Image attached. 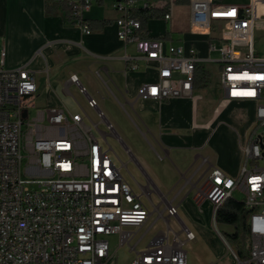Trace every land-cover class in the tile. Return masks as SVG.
Returning a JSON list of instances; mask_svg holds the SVG:
<instances>
[{
    "label": "built area",
    "instance_id": "obj_1",
    "mask_svg": "<svg viewBox=\"0 0 264 264\" xmlns=\"http://www.w3.org/2000/svg\"><path fill=\"white\" fill-rule=\"evenodd\" d=\"M96 1L72 0V22L87 35L93 29L86 13ZM178 1H115L118 37L125 46L122 59L130 72L140 68L141 60L155 63L158 80L145 86L150 99L195 98L197 70L215 64L224 101L255 106V125L248 143L241 145L239 176L212 167L210 184L197 197L212 203L216 219L234 192L242 193L251 244L246 259L236 255V264H264V55L257 49V38L260 42L264 33V0ZM182 6L187 8L188 30L180 41L147 36L143 20L134 16L140 9L161 10L172 23ZM188 33L206 37L209 57H201L194 45L187 50ZM128 46L136 49V56ZM6 57L1 50L0 264H108L114 254L112 236H118L119 247L135 254L130 264H188L185 245L195 235L187 228H170L137 252L139 241L133 242L151 211L113 158L108 143L112 125L107 132L97 126L102 141L83 114L39 107L36 75L27 67L6 69ZM70 82L87 95L75 74ZM88 104L98 108L92 98ZM99 117L104 120L102 112ZM39 138H48V145H39ZM166 215L177 218L178 207H168Z\"/></svg>",
    "mask_w": 264,
    "mask_h": 264
},
{
    "label": "crops",
    "instance_id": "obj_2",
    "mask_svg": "<svg viewBox=\"0 0 264 264\" xmlns=\"http://www.w3.org/2000/svg\"><path fill=\"white\" fill-rule=\"evenodd\" d=\"M115 1L94 3L86 13L87 20L107 24L87 35L73 24L67 12L49 13L46 0H0V51L4 49L7 53L5 67L8 70L27 67L36 75L39 107H66L72 113L83 114L86 124L95 129L101 124L106 127L111 124L115 134L112 136L124 146L122 137L129 141L134 136L139 138L140 143L134 144L138 159L131 152V159L140 171L138 179L133 177L137 187L132 188L151 211V217L133 242L139 241L137 252L144 251L154 237L170 228L175 232L187 228L195 235V241L185 245L188 264H236L237 247L224 237L234 234L235 228L221 224L228 228L222 232L214 217V206L208 200H199L197 193L201 187L209 186L212 167L233 178L239 176L244 164L241 145L248 143L255 125V106L245 102L227 103L224 98L214 101L202 93L207 88L196 89L195 98L163 102L148 98L145 86L158 80L157 67L141 60L137 71H127L122 59L125 46L118 37L119 13L113 7ZM176 19L172 23L163 17L143 20L147 36L166 35L180 41L185 31L174 26ZM154 23L163 27L155 31L151 27ZM194 36L204 37L186 34L187 50L194 45L188 41ZM127 51L137 55L133 46H128ZM72 74L86 88L87 95L70 82ZM73 87L78 89L83 102L71 93ZM89 98L98 103V108L93 109L98 115L97 123L91 117ZM201 101H206L208 106L203 114ZM231 104L252 107L253 119L220 127V115ZM217 108L220 113L216 112ZM170 206L178 207L177 218L167 217ZM131 254L132 261L135 254Z\"/></svg>",
    "mask_w": 264,
    "mask_h": 264
},
{
    "label": "rangeland",
    "instance_id": "obj_3",
    "mask_svg": "<svg viewBox=\"0 0 264 264\" xmlns=\"http://www.w3.org/2000/svg\"><path fill=\"white\" fill-rule=\"evenodd\" d=\"M187 8L185 6L182 7H178L177 8V19L176 22L174 23V26L179 29V30H183V31H187L188 30V22H187ZM152 29H154L155 31L161 29L163 27L162 24H158V23H154L151 25ZM263 35V39L260 40L257 38V49L262 51V54L264 55V33ZM189 42L191 41V43L194 44L195 48L200 52L201 57L206 58L209 57V53L207 52V39L206 37H199V36H194L191 39L188 40ZM207 70L209 71L211 78H210V84L208 86V88L206 89V92H202L204 94H207L209 97H212L214 101H220L221 99H223L222 96V89L219 83V77H218V71L219 68L217 65L215 64H209L207 65ZM151 77V74H148ZM71 93L73 95L76 96V98L83 102L84 99L82 98V96L80 95L78 89L76 87L71 88ZM203 94V95H204ZM197 95V94H196ZM198 96V95H197ZM73 104L76 105V102L73 98H71ZM206 101H201L200 102V109L202 111H200L201 114H203V110H208V106L205 103ZM38 103H40L38 101ZM74 105V106H75ZM253 109L252 107H247L246 105H238V104H231L228 108L225 109V111L220 115V120L219 123L221 124L220 127H223L225 125L227 126H232L235 125L236 121H244L247 118L252 120L253 119ZM34 111H32L31 113L33 114ZM217 113H220L219 108L216 109ZM92 120L93 122L97 123L98 122V115L97 112H94L92 109ZM219 119V118H218ZM92 121H89L88 123L90 125H93ZM100 130L102 132H107V127L105 124H101L100 125ZM96 134L100 137V139L102 141H104L102 135L99 133V131L95 130ZM136 133H138V135H140V133L138 131H135ZM115 135V134H114ZM216 135V134H215ZM215 137V136H213ZM212 137V144L214 143V139ZM125 142V146L122 144V142L114 136H110L108 137V143L109 145L113 148L114 152L113 153V158L115 159V161L122 167V173L123 176L125 177V179L131 184V186L133 188H136V182L133 179L136 178L138 179V171H139V167L138 165L135 163L134 160L131 159V152L134 155V157H136V159H138V151L136 149V145L135 142H139L140 140L137 136H134L132 141H129V139L123 138ZM106 144V143H105ZM107 146V144H106ZM129 148V150L126 149ZM140 172V171H139ZM233 198L237 201L242 202L244 199V195L238 191L234 192L233 194ZM219 228L222 232L224 231H228V228H225L224 226H222L221 224L219 225ZM110 242H111V247H112V252L114 253L109 261L108 264H129L131 261V257L132 254L130 253V250L128 247H119V238L118 236H112L110 237ZM233 246H236L233 244ZM249 246L247 245L245 248V251L248 252L249 251ZM238 254V253H237Z\"/></svg>",
    "mask_w": 264,
    "mask_h": 264
},
{
    "label": "trees",
    "instance_id": "obj_4",
    "mask_svg": "<svg viewBox=\"0 0 264 264\" xmlns=\"http://www.w3.org/2000/svg\"><path fill=\"white\" fill-rule=\"evenodd\" d=\"M189 0H179V4H186ZM46 7L49 13H56L59 10L67 12L71 19V13L73 10L72 0H46ZM165 11L151 10V9H140L134 13L135 17L142 20L148 18H162L164 17ZM92 29H100L105 26L106 22L89 21ZM210 73L204 69L199 68L196 72V83L195 88L206 89L210 84ZM248 212L245 209L244 203L229 198L217 211L216 221L218 224L232 226L235 228L234 234H224V237L230 244H234L237 247L238 255L242 259H246L245 248L251 244L250 235L246 226Z\"/></svg>",
    "mask_w": 264,
    "mask_h": 264
},
{
    "label": "bare ground",
    "instance_id": "obj_5",
    "mask_svg": "<svg viewBox=\"0 0 264 264\" xmlns=\"http://www.w3.org/2000/svg\"><path fill=\"white\" fill-rule=\"evenodd\" d=\"M39 145H48V138H39Z\"/></svg>",
    "mask_w": 264,
    "mask_h": 264
}]
</instances>
